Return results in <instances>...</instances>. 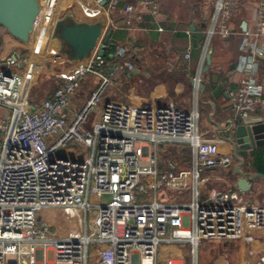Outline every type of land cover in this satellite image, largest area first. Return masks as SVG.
<instances>
[{
	"label": "built area",
	"instance_id": "2783aa9c",
	"mask_svg": "<svg viewBox=\"0 0 264 264\" xmlns=\"http://www.w3.org/2000/svg\"><path fill=\"white\" fill-rule=\"evenodd\" d=\"M93 1L108 13L118 10L127 26L142 20L132 4L120 8L121 0ZM206 1L211 14L192 77L194 107L187 109L106 99L118 74L95 52L59 71L63 84L30 103L28 93L44 68L42 54L54 37L57 3L39 0L26 46L6 58L0 54V264H174L169 256L158 260L161 246L189 243L194 249L204 240L240 239L248 231L264 230V204L246 201L241 191L211 189L201 196V173L230 162L198 127L201 64L212 39L234 33L231 17L238 3ZM245 1L254 2L258 11L255 35H264V0ZM143 5L154 15L160 8L157 0ZM185 34L190 38L188 29ZM246 37L243 49L249 46ZM256 51L237 65L247 77L227 90L236 119L264 107L263 87L253 77L255 56L263 51ZM113 57L134 69L125 49ZM189 57L187 51L184 58ZM89 76L96 84L77 107ZM74 142L79 147L68 154ZM172 149L185 153L179 162L187 160V165L171 160ZM170 191L180 197L167 201ZM185 194L189 199L183 201ZM42 208L61 209L73 226L60 233L49 222L39 224ZM254 264H264V256Z\"/></svg>",
	"mask_w": 264,
	"mask_h": 264
},
{
	"label": "crops",
	"instance_id": "0c3cea01",
	"mask_svg": "<svg viewBox=\"0 0 264 264\" xmlns=\"http://www.w3.org/2000/svg\"><path fill=\"white\" fill-rule=\"evenodd\" d=\"M143 1H120V8L132 4L142 17L141 21H135L132 25L127 26L120 19L118 10L108 13L104 6L96 5L93 0H61L60 3L65 2V7L60 8L59 6L60 10L56 8L53 33L55 24L60 20L79 24L96 23L99 24L101 33L92 51L83 59L74 61L70 55L64 52L67 46H62V41L57 38V33H54L52 42L41 57L44 69L50 67V70H44L45 72L49 71V82L44 87H38L40 88L39 92L34 91L31 95L29 91L28 100L30 103L40 102L56 87L63 84V80L57 74L59 71L69 69L75 62L82 61L102 49L103 55L101 56L107 59L108 66L115 69L114 72L118 74L115 85L110 88L119 89V91H116L115 97L106 95V99L111 98L136 105L170 103L187 109L193 108L191 78L199 69L202 50L193 46L190 38L185 34V29L190 31V25H193L196 31L204 33L207 18L211 14L210 4L206 0H157L160 8L154 15L144 7ZM57 3L58 7L60 4ZM257 14L254 2L238 0L231 17L234 33L225 39L219 37L212 39L209 45L211 64L208 70L203 71L206 66V58L201 64L199 76L204 88L203 90L199 89L196 100L199 112L198 127L206 136L214 139L219 154L227 155L230 158L226 167L207 169L201 173V177L205 179L201 187L202 197H205V194L211 189L240 191L233 186L237 176L233 172H229V170H233L236 161L233 159L232 144L228 140V126L226 125L228 122H230L229 124L239 122L240 119H236L233 110L228 106L227 90L236 87L241 79L247 77L246 73L237 68L239 62L246 60L253 52L261 49L263 52L255 56L257 57V67L253 77L264 91V35H255ZM242 23L245 24L244 31L241 28ZM157 27H162L163 31H157ZM109 30H111V36L109 42L105 44L104 37ZM244 32H247V37ZM245 37L249 46L243 49L242 41ZM109 43H112L115 49L107 52ZM25 44L0 26V54L2 58L11 55L15 50H23ZM121 48L131 53V56H126V58L134 66L132 71L122 64L119 57H113ZM187 51H189L190 57L185 59L184 54ZM54 68L58 71H54ZM95 84L96 80L91 76L85 80L78 93L77 107L80 105V100L88 95ZM2 112L3 109L0 108V115ZM249 117L261 118L264 121V107L257 106ZM257 154H264V145L254 151H248L243 171L264 174L254 166L253 160ZM170 158L172 161L179 162L178 156ZM179 163L187 165L186 160ZM242 195L250 203L264 204V177L258 176L253 179L249 191L242 192ZM183 199L188 200V194H185ZM214 242L222 243V255L217 264H254L258 256H264V230L248 231L240 239ZM174 246L177 245H163L161 248L167 249ZM194 252H196V248H194ZM195 263L197 264L196 260Z\"/></svg>",
	"mask_w": 264,
	"mask_h": 264
},
{
	"label": "water",
	"instance_id": "95a60500",
	"mask_svg": "<svg viewBox=\"0 0 264 264\" xmlns=\"http://www.w3.org/2000/svg\"><path fill=\"white\" fill-rule=\"evenodd\" d=\"M39 11V0H0V26L22 43H27ZM241 28L243 31L246 29L244 23ZM54 33H57L62 41V46H67L64 52L70 55L74 61L83 59L92 51L100 36L101 28L96 23L79 24L60 20L55 24ZM110 36L111 30L104 37L105 44L109 42ZM202 40L203 33L196 31L194 26L190 25V42L193 46L200 48ZM98 54L103 55V50H99ZM205 58L206 66L203 71H207L211 64V48ZM199 88L203 90L202 82L199 83ZM229 123L226 124L228 140L232 144L233 159L236 161L233 170H229V172H233L237 176L233 186L246 192L249 191L253 179L258 176L264 177L263 173L253 174L242 170L244 162L248 158V151H254L264 145V121L261 118L246 117L239 122Z\"/></svg>",
	"mask_w": 264,
	"mask_h": 264
},
{
	"label": "rangeland",
	"instance_id": "374dc122",
	"mask_svg": "<svg viewBox=\"0 0 264 264\" xmlns=\"http://www.w3.org/2000/svg\"><path fill=\"white\" fill-rule=\"evenodd\" d=\"M43 0H41L42 2ZM61 1V0H60ZM58 0L57 4L58 7L55 5V7L53 8V13L54 15L56 14V8L58 10H60V8L65 7L64 3ZM44 3V2H43ZM60 6V8H59ZM52 34H50L51 37ZM57 38L59 39V37L57 36ZM50 41V40H48ZM50 70V67H46L41 68L38 71V75L37 78L34 82V84L31 86L30 88V94L32 95L34 93V91L39 92L38 90L40 88L38 87H44L45 84L48 81V72H45L44 70ZM54 71H58L56 68L53 69ZM36 88V90H35ZM47 88H49V86H47ZM122 90V89H121ZM116 91H119V89H112L109 88L107 90V94L109 97H115ZM117 97V95H116ZM104 98V96L101 98ZM100 103H98L96 105V107H94L92 110L96 111V109L99 108ZM95 109V110H94ZM94 112H92L91 116L93 115ZM71 150L68 152V154L73 153L75 150L78 149L79 145L77 143H73L71 146ZM170 151V156H178V158H184L185 153L184 154H177V151L175 149L169 150ZM187 162V160H186ZM180 195L178 194V192H174V191H170L169 195H167V201H170V199L172 200H177V198H179ZM189 197V196H188ZM183 201H185V199H182ZM37 222L39 224L43 223V222H49L51 225L55 226L56 228L59 229L60 233H65L70 227H72L73 225L64 217V214L62 212L61 209H57V208H49V209H45L42 208L41 210H39L37 212ZM177 246L174 247H170L167 249L164 248H159L158 250V260L161 261L163 260L166 256H169L173 259V263L174 264H194L195 260L197 261V264H217L220 259H221V255H222V243L219 242H214L212 240H204L202 242H200V244L195 247L196 248V252H194L193 247L191 246V244H183V243H177ZM164 252V253H163ZM177 259V261H176ZM181 259V260H178ZM175 260V261H174ZM179 261H182V263H179ZM218 261V262H217ZM196 264V263H195Z\"/></svg>",
	"mask_w": 264,
	"mask_h": 264
},
{
	"label": "trees",
	"instance_id": "16d2710c",
	"mask_svg": "<svg viewBox=\"0 0 264 264\" xmlns=\"http://www.w3.org/2000/svg\"><path fill=\"white\" fill-rule=\"evenodd\" d=\"M115 48L112 43H109L107 52L113 51ZM125 56H131L130 51H125ZM254 166L260 171L264 172V154H257L253 160Z\"/></svg>",
	"mask_w": 264,
	"mask_h": 264
},
{
	"label": "bare ground",
	"instance_id": "6f19581e",
	"mask_svg": "<svg viewBox=\"0 0 264 264\" xmlns=\"http://www.w3.org/2000/svg\"><path fill=\"white\" fill-rule=\"evenodd\" d=\"M164 253V252H163Z\"/></svg>",
	"mask_w": 264,
	"mask_h": 264
}]
</instances>
